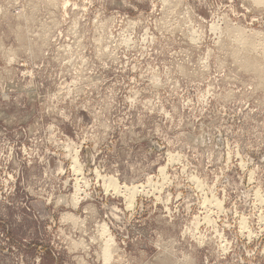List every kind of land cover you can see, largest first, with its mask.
<instances>
[{
    "label": "rangeland",
    "instance_id": "374dc122",
    "mask_svg": "<svg viewBox=\"0 0 264 264\" xmlns=\"http://www.w3.org/2000/svg\"><path fill=\"white\" fill-rule=\"evenodd\" d=\"M257 1L0 0V264H264Z\"/></svg>",
    "mask_w": 264,
    "mask_h": 264
},
{
    "label": "bare ground",
    "instance_id": "6f19581e",
    "mask_svg": "<svg viewBox=\"0 0 264 264\" xmlns=\"http://www.w3.org/2000/svg\"><path fill=\"white\" fill-rule=\"evenodd\" d=\"M256 1V0H255ZM259 2L260 1H263V0H258ZM257 1V2H258ZM218 28V27H217ZM254 49V48H253ZM158 85V84H157ZM67 151V150H66ZM68 152V151H67ZM73 152V151H72ZM67 154V153H66ZM77 154V153H76ZM175 154V153H174ZM74 155H75V153H74ZM172 155V154H171ZM179 155V154H178ZM70 156V155H69ZM168 156V155H167ZM175 156V155H174ZM177 158V157H176ZM227 158V157H226ZM71 160V159H70ZM74 162L75 163H73L74 164V168L75 169H79L78 168V165H77V161H75V160H77L75 157H74ZM170 160H171V158H170ZM72 161V160H71ZM177 161V160H176ZM172 162V161H171ZM174 162V161H173ZM240 167V166H239ZM162 168V167H161ZM73 169V168H72ZM160 170V169H159ZM164 170V169H163ZM78 172V171H77ZM94 172V171H93ZM159 172H161V174H163L162 172V169L159 171ZM72 173V172H71ZM76 174H79V173H76ZM75 174V175H76ZM190 175V174H189ZM251 175V174H250ZM75 177V176H74ZM101 178V177H100ZM163 178V177H162ZM75 179V178H74ZM103 179V178H102ZM166 179V178H165ZM195 179V178H194ZM101 180V179H100ZM81 181V180H80ZM104 181H105V184H106V186L107 187H111L112 189H114L115 190V192L116 191H118L119 192V190L121 189V188H123L124 190H123V194L125 195V196H127L128 197V199H127V197H126V200L129 202V204H131L132 203V199H133V195H134V193H136L135 191H136V188L137 187H133V186H131V188H129V187H125V186H119L118 185V183L116 182V180H114V178H112V177H107V178H104ZM165 182V181H164ZM191 182V181H190ZM148 183V182H147ZM197 183V182H196ZM157 185V184H156ZM196 185V184H195ZM76 186V185H75ZM138 186V185H137ZM147 186V185H146ZM155 186V185H154ZM140 187V186H139ZM196 187V186H195ZM159 188V187H158ZM107 189V188H106ZM110 189V188H109ZM111 189V190H112ZM194 189H196V188H194ZM202 189V188H201ZM222 190V189H221ZM257 190V189H256ZM113 191V190H112ZM121 191V190H120ZM141 191V190H140ZM147 191V190H146ZM78 192V191H77ZM158 192V191H157ZM117 193V192H116ZM143 193V192H142ZM256 193V192H255ZM75 194V193H74ZM257 194H258V192H257ZM73 195V194H72ZM77 195H78V193H77ZM117 195V194H116ZM76 196V195H75ZM74 195H73V198H72V203L75 205V203L78 201L77 200V197H75ZM178 196V195H177ZM205 196V195H204ZM259 196H261V195H259ZM79 197V196H78ZM211 199V198H210ZM254 199H256V198H254ZM258 199H259V197H258ZM77 200V201H76ZM125 200V201H126ZM260 200H262V199H260ZM259 200V201H260ZM71 201V200H70ZM202 201V200H201ZM127 202V203H128ZM60 203V202H59ZM206 204H207V202H205ZM262 204V203H261ZM201 205V204H200ZM258 205H260V203L258 204ZM128 206H130V205H128ZM127 206V207H128ZM216 206V208H217V205H215ZM133 207V206H132ZM260 211V210H259ZM217 216V215H216ZM264 216V215H263ZM70 219V218H69ZM73 219H75L74 217H73ZM194 219H196V218H194ZM243 219V218H242ZM245 219V218H244ZM72 220V219H71ZM241 220V219H240ZM76 221V220H75ZM78 221V220H77ZM245 221V220H244ZM262 221V220H261ZM73 222V221H72ZM240 222H243V221H240ZM264 224V223H263ZM101 226H100V229H101V232H100V235L101 236H106L105 238V240H106V242H104L103 244V247H102V257H103V259L105 260V261H108L109 260V258H110V256H111V250L114 248H110V245H111V243L112 242H110L111 241V239H112V237H109V234H108V231H107V228L104 226V225H102V224H100ZM215 225V224H214ZM245 228V227H244ZM245 230H247V229H245ZM99 233V232H98ZM247 233V232H246ZM251 235V234H250ZM256 235V234H255ZM107 236L109 237L108 239H107ZM192 236V235H191ZM252 236V235H251ZM104 240V239H103ZM104 240V241H105ZM113 241V240H112ZM81 242V241H80ZM103 242V241H102ZM78 243V242H77ZM221 245V244H220ZM116 250V249H115ZM263 252V251H262ZM114 253V252H113ZM103 260V261H104Z\"/></svg>",
    "mask_w": 264,
    "mask_h": 264
}]
</instances>
